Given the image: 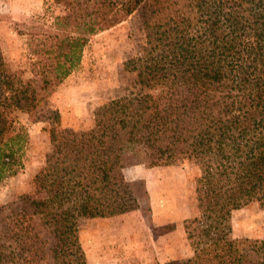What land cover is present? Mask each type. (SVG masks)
I'll return each mask as SVG.
<instances>
[{"label": "trees", "instance_id": "trees-1", "mask_svg": "<svg viewBox=\"0 0 264 264\" xmlns=\"http://www.w3.org/2000/svg\"><path fill=\"white\" fill-rule=\"evenodd\" d=\"M135 14L148 52L125 69L137 71L143 93L96 109L89 131L52 130L55 162L35 176L40 196L23 195L1 223L0 264H85L77 219L137 209L146 191L123 170L178 156L199 167L198 214L184 221L193 257L166 264H264V241L229 236L233 211L264 202V0L46 3L48 25L22 33L31 77L0 53V180L22 145L9 114L34 111L41 92L79 66L92 36ZM51 176L54 190L40 193Z\"/></svg>", "mask_w": 264, "mask_h": 264}, {"label": "rangeland", "instance_id": "rangeland-1", "mask_svg": "<svg viewBox=\"0 0 264 264\" xmlns=\"http://www.w3.org/2000/svg\"><path fill=\"white\" fill-rule=\"evenodd\" d=\"M52 1L0 0V53L13 70L26 77H31L30 55L22 33L38 31L44 25L46 3ZM50 13L59 11L52 8ZM147 52L143 25L137 14L132 15L92 36L79 66L57 86L42 91L34 111L9 114L14 133L22 134V145L10 172L0 180V226L12 209L22 205L23 195L40 196L35 176L55 162L52 130L89 131L95 126L96 109L143 93L136 82L137 71H126L125 63ZM123 174L130 187L144 188L146 197L139 198L137 209L121 215L77 219L85 264H166L192 258L184 221L198 214L195 190L200 171L196 159L178 156L168 165H134ZM55 186L51 176L40 193L51 192ZM229 236L236 241H264V202L233 211Z\"/></svg>", "mask_w": 264, "mask_h": 264}]
</instances>
